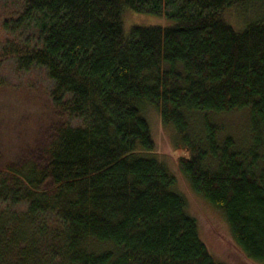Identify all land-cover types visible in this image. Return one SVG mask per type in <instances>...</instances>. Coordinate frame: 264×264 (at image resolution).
Here are the masks:
<instances>
[{
  "label": "trees",
  "instance_id": "trees-1",
  "mask_svg": "<svg viewBox=\"0 0 264 264\" xmlns=\"http://www.w3.org/2000/svg\"><path fill=\"white\" fill-rule=\"evenodd\" d=\"M127 12L165 21L129 27ZM0 25V62L44 69L78 122L45 166L0 167V264H228L156 154L147 107L175 130L192 191L264 264V0H0ZM240 110L247 148L214 120Z\"/></svg>",
  "mask_w": 264,
  "mask_h": 264
},
{
  "label": "rangeland",
  "instance_id": "rangeland-1",
  "mask_svg": "<svg viewBox=\"0 0 264 264\" xmlns=\"http://www.w3.org/2000/svg\"><path fill=\"white\" fill-rule=\"evenodd\" d=\"M124 18L129 27L135 24H164L165 21L133 12H127ZM6 36L0 25V45ZM53 86L54 82L38 66L19 72L12 61L0 62V167L27 161L45 166L58 129L66 124L78 123L54 105L50 97ZM145 113L151 125L156 154L175 174L176 189L186 198L188 212L198 219L200 236L211 254L217 261L228 264H258L248 260L235 244L229 225L219 210L192 191L178 167V158L186 151L177 149L180 141L175 130L163 123L154 108L147 107ZM214 120L223 128L222 137L233 136L241 148L251 145L253 135L249 111H235L216 116ZM43 189L51 190L52 183L47 181Z\"/></svg>",
  "mask_w": 264,
  "mask_h": 264
}]
</instances>
